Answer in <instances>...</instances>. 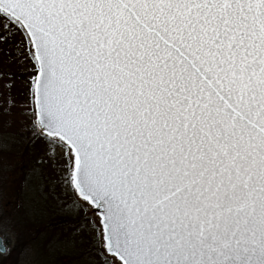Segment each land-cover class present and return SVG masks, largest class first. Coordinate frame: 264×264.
Wrapping results in <instances>:
<instances>
[{"label":"snow or ice","instance_id":"6c2138e0","mask_svg":"<svg viewBox=\"0 0 264 264\" xmlns=\"http://www.w3.org/2000/svg\"><path fill=\"white\" fill-rule=\"evenodd\" d=\"M12 145L0 264L51 212L19 264H264V0H0Z\"/></svg>","mask_w":264,"mask_h":264},{"label":"trees","instance_id":"16d2710c","mask_svg":"<svg viewBox=\"0 0 264 264\" xmlns=\"http://www.w3.org/2000/svg\"><path fill=\"white\" fill-rule=\"evenodd\" d=\"M25 148L23 146L12 145L7 151L0 153V163L7 162L9 167V175L17 178L21 172V166L27 167L30 165V157L24 156ZM22 194V188L17 186L13 194L3 199L0 212H12L14 206L18 204L17 196ZM63 217L59 216L55 212H51L43 215L37 220L31 221L24 225L16 224V234L18 241L16 243V252L23 253V251L30 246L36 244L45 245L49 241L55 242L63 237L65 233V226L62 223ZM52 237V239H51ZM53 259L57 261H66L67 257L54 256Z\"/></svg>","mask_w":264,"mask_h":264},{"label":"rangeland","instance_id":"374dc122","mask_svg":"<svg viewBox=\"0 0 264 264\" xmlns=\"http://www.w3.org/2000/svg\"><path fill=\"white\" fill-rule=\"evenodd\" d=\"M2 204H3V201L0 200V208H1ZM4 211H6V210H4ZM51 239H52V237H51ZM17 241H18V238H17V234H16V237L13 238V243L16 244ZM21 259H22V253L19 254L18 252L15 251L12 253L11 256L7 257V264H19Z\"/></svg>","mask_w":264,"mask_h":264}]
</instances>
